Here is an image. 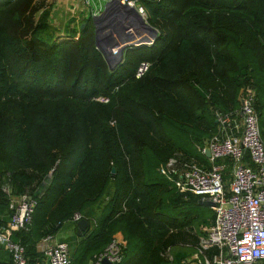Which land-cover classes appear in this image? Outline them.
<instances>
[{"label":"trees","instance_id":"trees-1","mask_svg":"<svg viewBox=\"0 0 264 264\" xmlns=\"http://www.w3.org/2000/svg\"><path fill=\"white\" fill-rule=\"evenodd\" d=\"M45 1L0 0V231L10 199L27 194L31 220L11 239L30 264L41 239L66 221L76 230L75 214L89 226L68 264H91L113 238L123 245L114 264H181L212 211L159 166L178 153L205 161L189 144L206 143L214 111L236 108L247 82L264 136V0H142L158 35L127 49L113 71L91 15L66 41L37 35L48 25L32 16L47 18ZM141 61L149 67L136 78Z\"/></svg>","mask_w":264,"mask_h":264},{"label":"built area","instance_id":"built-area-1","mask_svg":"<svg viewBox=\"0 0 264 264\" xmlns=\"http://www.w3.org/2000/svg\"><path fill=\"white\" fill-rule=\"evenodd\" d=\"M97 15L91 1L82 0ZM132 7L147 22V12L142 0H119ZM52 9L54 7L52 6ZM77 7L70 10L71 15ZM149 38L144 45L153 43ZM143 46V45H142ZM149 63L141 61L135 77H141ZM107 101L106 97H97ZM238 106L228 112L214 111L216 127L198 152L205 161L187 159L180 153L159 166L180 192H189L213 203L211 223L203 228L205 236L200 242V252L210 246L219 249L211 262L202 263L199 253L186 258L182 264H258L264 263V136L256 112V89L251 82L244 83L237 96ZM206 151L209 156H206ZM36 202L27 194L9 201L10 219L0 231V244L10 253L5 264H30L25 248L11 239L12 233L24 229L30 222ZM75 214L73 220H79ZM123 245L113 238L98 252L91 264H101L103 258L112 264L120 262ZM41 257L34 264H68L69 245L47 236L36 245Z\"/></svg>","mask_w":264,"mask_h":264},{"label":"water","instance_id":"water-1","mask_svg":"<svg viewBox=\"0 0 264 264\" xmlns=\"http://www.w3.org/2000/svg\"><path fill=\"white\" fill-rule=\"evenodd\" d=\"M91 19L94 26L95 46L111 71L123 62L124 52L127 49L142 46L144 41L149 38L154 40L158 35L157 29L146 22L134 8L120 3L119 0H107L101 12L92 15ZM206 156H209L208 151ZM111 172H114L113 168ZM198 203L210 208L213 206L209 200L199 199ZM76 226V234L80 237L89 226V222L81 218L76 222ZM101 264L112 263L103 258Z\"/></svg>","mask_w":264,"mask_h":264},{"label":"rangeland","instance_id":"rangeland-1","mask_svg":"<svg viewBox=\"0 0 264 264\" xmlns=\"http://www.w3.org/2000/svg\"><path fill=\"white\" fill-rule=\"evenodd\" d=\"M89 1H91L92 7H95V5L98 6V4H97L98 0H89ZM40 2H41V0H38V3H40ZM94 3H95V5H94ZM44 4L50 10L47 18H44V11H41V10L33 13V16H32L34 26L35 25H41V23H46V26L48 25L47 29L45 31H40L37 33V35L41 36L44 39V41H46V43H49L52 40L53 35H55L57 37V40H60V41L68 40L69 37L64 36V34L69 35L71 32H73L74 28L77 27V25L79 24V20H81L82 17L80 18L79 16L78 17L75 16V19H70V18L65 19L63 17V20L61 18H56L55 16H53L51 14L53 12L52 6L56 7V0H46L44 2ZM70 4H72V3H70ZM43 9H44V7H43ZM83 12H84L83 15H85V16L88 15L86 5H82L81 14ZM69 17H72V16H69ZM64 19H65V21H64ZM74 35H75L74 37L77 38V33ZM65 37H67V38H65ZM262 120H264V115L261 118V121ZM259 125H260V121H259ZM189 147L192 148L195 152L198 151L197 146L194 147L193 145L191 146L189 144ZM207 213H209V211H207ZM68 234H71V236L68 237ZM56 236L64 237L67 239L70 252H72V250L75 247V245L78 241V238H79V236H77V234H75L74 232H70L68 227L65 226L64 224L62 225L60 230L54 235V237H56ZM258 264H260V263H258Z\"/></svg>","mask_w":264,"mask_h":264},{"label":"crops","instance_id":"crops-1","mask_svg":"<svg viewBox=\"0 0 264 264\" xmlns=\"http://www.w3.org/2000/svg\"><path fill=\"white\" fill-rule=\"evenodd\" d=\"M106 1L107 0H98V2H97L98 6H96L94 3V5L98 9V11H101L103 9V6H104ZM70 3H72V4H70ZM82 5H84L82 0H56V7H54L53 12L51 14L53 16H55L56 18H61L62 20H63V17L65 19L66 18L75 19V16L76 17L79 16L80 18L82 17L81 19H85V17H87L88 15H91V13H90V9L87 7L88 15L87 16L83 15L86 10L81 14ZM72 7L73 8L77 7V10H75V13L73 15H71V13H70V10L72 9ZM69 16H72V17H69ZM65 19H64V21H65ZM80 21L81 20H79V22ZM199 205H201V204H199ZM204 207H207V206H204ZM208 208H210V207H208ZM211 211H212V209H211ZM212 218H213V211L211 213V216L207 219L206 224H204L203 226H200V231L203 233V234L200 233L201 239L205 236V232L203 231V228L211 223ZM64 225L68 227L70 232H74L76 234V230H74L73 222L66 221L64 223ZM184 230H187V227H184ZM69 236H71V234H68V237ZM52 239L64 241L68 244L67 239L64 237L52 236ZM182 242H184V245H187L186 240H184ZM182 242H179V243H182ZM199 250H200V248L195 250L193 253L186 255V257L184 256V258L181 260V264H182L183 260H185L186 258L192 257L195 253H199L198 258L201 260L202 263H205L208 261L211 262L212 258H214V256L219 254V249H218V253L216 255H214L213 257H211L210 252H205V251H203V249L200 252ZM9 260H10V253L0 244V264H5ZM260 264H264V263L260 262Z\"/></svg>","mask_w":264,"mask_h":264},{"label":"bare ground","instance_id":"bare-ground-1","mask_svg":"<svg viewBox=\"0 0 264 264\" xmlns=\"http://www.w3.org/2000/svg\"><path fill=\"white\" fill-rule=\"evenodd\" d=\"M146 32V31H145Z\"/></svg>","mask_w":264,"mask_h":264}]
</instances>
